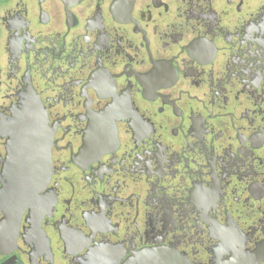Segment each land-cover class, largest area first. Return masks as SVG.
Instances as JSON below:
<instances>
[{"label":"flooded vegetation","instance_id":"obj_1","mask_svg":"<svg viewBox=\"0 0 264 264\" xmlns=\"http://www.w3.org/2000/svg\"><path fill=\"white\" fill-rule=\"evenodd\" d=\"M264 264V0H0V264Z\"/></svg>","mask_w":264,"mask_h":264},{"label":"water","instance_id":"obj_2","mask_svg":"<svg viewBox=\"0 0 264 264\" xmlns=\"http://www.w3.org/2000/svg\"><path fill=\"white\" fill-rule=\"evenodd\" d=\"M125 264H191L184 256L169 248H151L135 254Z\"/></svg>","mask_w":264,"mask_h":264}]
</instances>
